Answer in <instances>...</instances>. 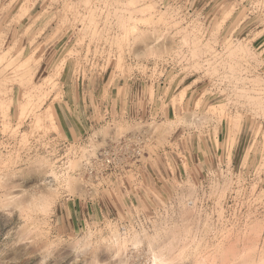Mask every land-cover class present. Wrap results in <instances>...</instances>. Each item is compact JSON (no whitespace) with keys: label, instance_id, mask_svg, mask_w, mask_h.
I'll list each match as a JSON object with an SVG mask.
<instances>
[{"label":"rangeland","instance_id":"rangeland-1","mask_svg":"<svg viewBox=\"0 0 264 264\" xmlns=\"http://www.w3.org/2000/svg\"><path fill=\"white\" fill-rule=\"evenodd\" d=\"M163 225L169 264H264V0H0V264Z\"/></svg>","mask_w":264,"mask_h":264},{"label":"bare ground","instance_id":"bare-ground-1","mask_svg":"<svg viewBox=\"0 0 264 264\" xmlns=\"http://www.w3.org/2000/svg\"><path fill=\"white\" fill-rule=\"evenodd\" d=\"M176 230H178L177 227H176ZM176 230L175 228L169 230L168 228H165V226L163 225L162 228H158L151 236H148L146 238V241L144 243L146 247V252H148L147 254L148 259L146 261L148 263L146 264H169L170 262H173L175 258V256H173L174 255L173 251L177 250V248H174L175 245H173V242L176 239L175 236L179 234L178 232L180 231V228H179V231H176ZM182 249L183 248H179L180 251ZM125 259H128V258H125ZM123 264H128V263L124 262Z\"/></svg>","mask_w":264,"mask_h":264},{"label":"built area","instance_id":"built-area-1","mask_svg":"<svg viewBox=\"0 0 264 264\" xmlns=\"http://www.w3.org/2000/svg\"><path fill=\"white\" fill-rule=\"evenodd\" d=\"M121 148H123V145H118L117 147L113 148V149H108V151L110 152H105L103 155H102V158H101V162L108 167L110 166L112 163V157L114 156L113 153L116 151V150H120Z\"/></svg>","mask_w":264,"mask_h":264}]
</instances>
